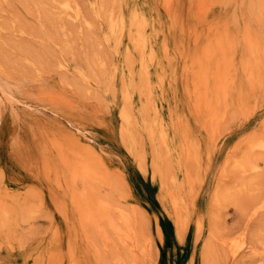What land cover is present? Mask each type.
<instances>
[{"label":"rangeland","instance_id":"rangeland-1","mask_svg":"<svg viewBox=\"0 0 264 264\" xmlns=\"http://www.w3.org/2000/svg\"><path fill=\"white\" fill-rule=\"evenodd\" d=\"M166 1L0 0V264H264V153L249 148L264 142V0ZM219 26L234 84L213 130L191 73ZM66 131L100 157L108 183L89 186L132 217V243L82 230Z\"/></svg>","mask_w":264,"mask_h":264},{"label":"bare ground","instance_id":"bare-ground-1","mask_svg":"<svg viewBox=\"0 0 264 264\" xmlns=\"http://www.w3.org/2000/svg\"><path fill=\"white\" fill-rule=\"evenodd\" d=\"M194 1L197 4L198 11L205 10V8H207L206 7L207 4L209 3V0H194ZM168 4H169V0L166 1V6H169ZM66 8L71 9V7L68 5H66ZM110 19L111 21L109 20L108 21L110 22L111 32L113 33H117V31L123 32V30L126 27L125 18L121 17L119 20H114L113 18H110ZM132 21H134L135 25L137 26L136 27L137 37L135 38L137 47L144 52V49L146 47V41L144 39V33H142L143 32L142 30L145 28V23L143 20L140 21L136 14ZM221 28L220 26L217 28H213V29L212 27L210 28L209 32L211 33L208 36L205 47L203 48L204 49L203 56L197 60L195 71L191 73V74H194V95L193 94L192 95L196 103L197 112L202 111L204 113L209 114L210 119L214 126L213 130L217 129L216 125L221 121L220 117L217 115V112H216V103L217 102L220 103L221 100L217 102L216 100H218L217 99L218 96L220 97L222 93L224 94L226 93L227 89L234 81L233 80L234 78L232 77V74H231L232 69H233V61L232 59L228 58L229 50L232 48V45H233V41H232L233 38L231 39V36H230L231 34L229 35V32L227 29L221 30ZM245 36H246L245 40L247 42L246 45L248 44L247 46L250 48V50L252 52L258 51L259 44H260L258 43L259 41L256 40L253 36H251L249 31L246 33ZM258 63L260 64L261 62H258ZM245 65H248V64H245ZM224 94H222V97ZM226 95L228 97V92ZM225 97L226 96L224 95V98ZM126 99H129V98H126ZM50 100L53 101L54 103L61 102V98L58 95L56 96L54 94L50 95ZM122 118L125 124H129L130 120L132 119L130 113L126 110L122 111ZM149 129H150L149 137L153 141L155 132L153 130V127ZM129 134L127 135L124 134V135L132 140L133 136H129ZM62 136L64 140L66 141V144H58L59 153L63 160L64 165L67 167L70 173L72 184L75 185L78 181H82L83 185L87 184V186H84L83 190L80 193H75L74 196L72 194V198H73L72 204L74 205L75 211L78 214L79 223L81 225L82 230L87 235L88 228H92L93 231L99 234L103 239H106L107 237L106 232L109 231L108 229H110L113 232H116L119 235V237L123 238L124 240H127L126 242L130 243V241L132 240L131 241L132 243L134 241L132 239L134 238L132 237L133 233H131L132 232L131 223H133L132 217L130 218L129 215H127L128 213L126 214L124 211L119 210L118 217H117L118 219L115 221L114 215L112 216V213H111L113 205L111 206L110 204L113 201H110L109 203L108 201H104L102 198L101 199L96 198V196L94 195V189L92 188L93 186L92 187L89 186V183L90 184L97 183V181H103V182L108 183V177H107L108 175L106 176V173L103 174V172L100 171V168L103 166V164L97 152H95L92 146L87 141H85L81 136H78L74 133H70L69 131L64 132ZM162 138L164 141L167 140L165 134L162 135ZM249 148L254 153L259 152L260 154H262L264 153V142L258 141V142L252 143ZM253 166L254 165H252V167ZM114 210L115 209H113V211ZM87 237L89 238V236Z\"/></svg>","mask_w":264,"mask_h":264}]
</instances>
